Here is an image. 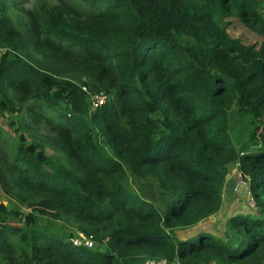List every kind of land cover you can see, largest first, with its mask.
Segmentation results:
<instances>
[{
    "label": "trees",
    "instance_id": "1",
    "mask_svg": "<svg viewBox=\"0 0 264 264\" xmlns=\"http://www.w3.org/2000/svg\"><path fill=\"white\" fill-rule=\"evenodd\" d=\"M82 1H40L22 34L0 0V114L25 118L0 166V264H264V132L237 150L228 131L232 107L252 130L264 109V39L227 31L235 17L264 36L263 0ZM81 85L104 103L89 108ZM41 122L49 135L37 139ZM232 162L252 212L228 217L224 241L174 237L219 208ZM141 179L161 206L132 186ZM33 212L95 246L38 227Z\"/></svg>",
    "mask_w": 264,
    "mask_h": 264
},
{
    "label": "rangeland",
    "instance_id": "2",
    "mask_svg": "<svg viewBox=\"0 0 264 264\" xmlns=\"http://www.w3.org/2000/svg\"><path fill=\"white\" fill-rule=\"evenodd\" d=\"M4 7L8 12L15 28L22 34H25L30 28V21L28 11L36 7L40 1H44L47 4H57L58 0H3ZM67 3L73 6L83 7L85 6L82 0H65ZM260 11L264 16V0L261 5ZM230 21L227 26V31L231 36L238 37L245 43H258L260 40L264 39V36L252 31L248 27L244 26L240 21L235 17H229ZM257 126L252 130L250 117L248 115H240L232 107L228 112V131L232 140L233 145L238 150L240 146L247 141L248 135L250 132H253L254 135L264 132V109L261 114L256 118ZM25 121L24 117H19L16 114V111L12 113L3 112L0 114V166L8 162L9 154L11 151L12 142L16 140V135L20 130L16 129V126L23 125L22 122ZM30 126V124H26ZM36 127V126H35ZM31 125L30 130H34V133L37 134V139H44L49 135L48 126L46 123L41 122L36 129ZM24 130V127H21ZM27 138L28 135H26ZM249 143V141H247ZM247 143L245 145H247ZM48 151L50 147L48 146ZM250 148V147H249ZM54 154H58L57 150L54 149ZM225 178L224 184L221 191V202L219 206V217L217 219H212L209 222V232L212 236L215 233L217 239L224 241V235H227L231 232V228L227 223L228 217L234 213L241 212H252L250 209L251 204L248 202L247 190H246V181L240 179V173L237 169V165L232 162L225 166L224 168ZM132 186L135 187V184L142 183L145 186V192L147 197L151 198L158 206L165 201V196H161L158 191L150 184L148 180L141 179L140 182L134 183L132 180ZM3 181L0 177V210L7 208L9 201L6 199L5 191L3 188ZM15 200V199H14ZM20 210L32 211L31 206H26L25 203L20 202ZM35 215V224L38 227L46 228L47 230L53 231V233L61 234L63 238H68L69 231L72 230V226L63 222L59 219H53L46 215L33 212ZM207 217V216H206ZM213 221V222H212ZM190 230L187 226H176L173 229L174 237L184 233L187 230ZM219 236H218V235ZM228 237V236H226ZM170 264V261L166 260H157V259H148L142 264Z\"/></svg>",
    "mask_w": 264,
    "mask_h": 264
},
{
    "label": "built area",
    "instance_id": "3",
    "mask_svg": "<svg viewBox=\"0 0 264 264\" xmlns=\"http://www.w3.org/2000/svg\"><path fill=\"white\" fill-rule=\"evenodd\" d=\"M81 88L86 95V99L88 100L89 103L88 105L89 108H95L104 103V100L107 95L103 90H90L84 85H81ZM249 203L252 204L250 200ZM68 239L74 245H83L87 248H92L95 246V242L93 241V239L89 235L82 232L81 230H75L74 234L68 236ZM174 264H188V263L175 261Z\"/></svg>",
    "mask_w": 264,
    "mask_h": 264
},
{
    "label": "crops",
    "instance_id": "4",
    "mask_svg": "<svg viewBox=\"0 0 264 264\" xmlns=\"http://www.w3.org/2000/svg\"><path fill=\"white\" fill-rule=\"evenodd\" d=\"M220 208H218L215 212L207 215V217H204L198 221H196L194 224L192 225H189L187 227L190 228V230L188 229L186 232H185V235L189 236V235H193L195 233H197L198 230H204V231H209V222L214 218V219H217L219 217V210ZM213 222V221H212ZM213 235L215 236V233H213ZM218 235V234H217ZM219 236V235H218ZM184 237V233H181L180 235H177V238H182ZM221 240V239H220ZM155 259V258H154ZM157 260H163V259H157ZM177 261V259H172L170 261V264H174V262ZM159 264H162V263H159Z\"/></svg>",
    "mask_w": 264,
    "mask_h": 264
},
{
    "label": "water",
    "instance_id": "5",
    "mask_svg": "<svg viewBox=\"0 0 264 264\" xmlns=\"http://www.w3.org/2000/svg\"><path fill=\"white\" fill-rule=\"evenodd\" d=\"M241 177H242V179H244L245 180V177L243 176V174H241ZM258 212V211H257Z\"/></svg>",
    "mask_w": 264,
    "mask_h": 264
},
{
    "label": "clouds",
    "instance_id": "6",
    "mask_svg": "<svg viewBox=\"0 0 264 264\" xmlns=\"http://www.w3.org/2000/svg\"><path fill=\"white\" fill-rule=\"evenodd\" d=\"M239 178H240V179H242V177H241V173H240V176H239Z\"/></svg>",
    "mask_w": 264,
    "mask_h": 264
}]
</instances>
